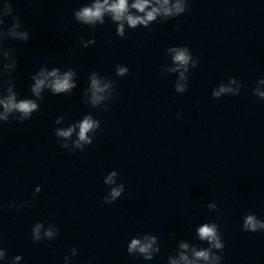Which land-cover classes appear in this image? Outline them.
I'll return each instance as SVG.
<instances>
[{
	"label": "water",
	"instance_id": "water-1",
	"mask_svg": "<svg viewBox=\"0 0 264 264\" xmlns=\"http://www.w3.org/2000/svg\"><path fill=\"white\" fill-rule=\"evenodd\" d=\"M54 129L35 113L24 123L0 126V246L8 259L21 255L20 264H64L63 257L76 248L70 264H167L185 239L118 176L125 191L105 204L103 197L115 186L103 183L110 170L85 149L72 154L62 149ZM37 185L42 190L33 200ZM24 202L34 206L8 207ZM37 221L57 225L59 235L33 243ZM145 233L159 238L161 251L151 261L126 251L133 236Z\"/></svg>",
	"mask_w": 264,
	"mask_h": 264
},
{
	"label": "clouds",
	"instance_id": "clouds-1",
	"mask_svg": "<svg viewBox=\"0 0 264 264\" xmlns=\"http://www.w3.org/2000/svg\"><path fill=\"white\" fill-rule=\"evenodd\" d=\"M189 6L190 0H87L81 7L73 10V18L79 24L95 28L97 25L105 24L107 17L116 25V36L124 38L128 29L149 28L157 20L166 23L170 19L185 14ZM7 17H11L10 24L6 22ZM176 30H180L179 21H177ZM29 39V30L24 27L20 17L14 15L12 0H4V3L0 4V126L13 121L24 123L30 120L33 114L40 110V102L45 98V91L52 95H71L77 88L75 68L69 66L62 71L60 67L49 68L45 64L30 76L31 95L21 96L17 91L15 79L18 56L15 49L8 46L7 42L13 40L26 43ZM95 43L94 37L80 41L83 48H88ZM165 54L170 58L171 63L161 66V75L177 73L178 79L174 82V88L177 93L183 94L188 90V73L197 67L198 61L193 57L187 45L168 47ZM129 74L127 66L116 65V76L124 77ZM88 79V86L82 92L83 102L93 109L101 106L107 109L108 102L118 95L116 81L102 76L98 71L91 72ZM232 84H237V87H231ZM258 84H264V78L259 79ZM257 85L252 89V94L264 100V91H261ZM242 86L235 77H229L226 83L221 82L212 90V97L220 99L226 95L237 96ZM64 120L63 116H59L55 124L61 125ZM100 128V120L89 112L66 127L55 128L54 135L60 141L59 146L72 154L76 151H83L86 146L91 145ZM74 134L75 139H73ZM117 176L118 172L113 170L104 177L105 185H115L110 187L107 195L103 197L105 204L116 202L125 191L123 182L117 184ZM41 190V186L37 185L33 200ZM26 205L34 206V204L24 202L19 205L9 204L8 207L23 209ZM207 208L213 212L218 211L216 203H208ZM242 230L251 233L264 232V220L258 218L255 213H245L242 217ZM59 232L57 225L37 221L31 228V240L36 244L46 240L52 241L59 235ZM195 237L205 242L207 247H199L187 240H180L174 254L167 257V264H222L225 244L219 225L211 220L203 222L196 226ZM2 243L3 240L0 238V245ZM126 251L130 256L151 261L161 251L159 238L150 233L133 236L126 245ZM69 253L63 257L64 264H70L71 258L76 256L78 251L76 248H71ZM22 259L21 255L8 259L7 249L0 246V261H4L5 264H20Z\"/></svg>",
	"mask_w": 264,
	"mask_h": 264
}]
</instances>
